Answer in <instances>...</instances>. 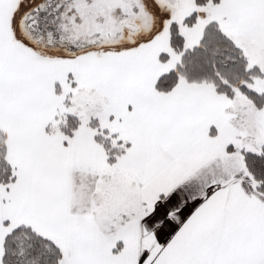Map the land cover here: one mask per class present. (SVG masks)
I'll return each instance as SVG.
<instances>
[{
	"label": "snow or ice",
	"instance_id": "obj_1",
	"mask_svg": "<svg viewBox=\"0 0 264 264\" xmlns=\"http://www.w3.org/2000/svg\"><path fill=\"white\" fill-rule=\"evenodd\" d=\"M0 264H264V0H0Z\"/></svg>",
	"mask_w": 264,
	"mask_h": 264
}]
</instances>
